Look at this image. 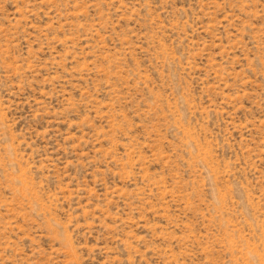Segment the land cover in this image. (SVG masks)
Segmentation results:
<instances>
[{
	"label": "rangeland",
	"instance_id": "rangeland-1",
	"mask_svg": "<svg viewBox=\"0 0 264 264\" xmlns=\"http://www.w3.org/2000/svg\"><path fill=\"white\" fill-rule=\"evenodd\" d=\"M0 264H264V0H0Z\"/></svg>",
	"mask_w": 264,
	"mask_h": 264
}]
</instances>
